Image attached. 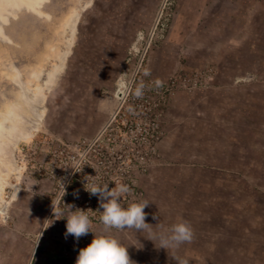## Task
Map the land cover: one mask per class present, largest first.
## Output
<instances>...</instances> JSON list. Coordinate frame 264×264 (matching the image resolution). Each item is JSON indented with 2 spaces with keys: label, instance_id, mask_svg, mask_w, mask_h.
Returning a JSON list of instances; mask_svg holds the SVG:
<instances>
[{
  "label": "rangeland",
  "instance_id": "obj_1",
  "mask_svg": "<svg viewBox=\"0 0 264 264\" xmlns=\"http://www.w3.org/2000/svg\"><path fill=\"white\" fill-rule=\"evenodd\" d=\"M188 1L0 0V264H36L40 252L45 264H66L50 252L66 227L45 229L53 203L64 212L60 221L67 220L63 202L75 205L73 211L90 208L97 218L103 209L86 191L87 182L109 190L127 184L132 191L120 199L127 208L145 200L140 183L157 165L167 174L151 189L159 191L150 198L155 207L147 219L156 217L159 226L137 243L130 229L112 230L142 250L143 264H177L175 257L188 264H264V2L254 4L255 20L242 16L235 24L237 43L223 44L232 49L225 62L234 66L178 69L168 76L185 30H225L237 9L247 14L245 5L223 0ZM176 21L182 34L174 41L169 36ZM204 37L198 49H205ZM181 92L190 94L172 107ZM170 129L173 140L185 144V155L207 152L225 172L239 175H211L208 183L221 178L224 188L205 195V175H187L200 163L164 162L161 145ZM81 157L75 172L70 167ZM41 201L47 212L40 231L27 237L31 245L14 220L28 206L45 208ZM212 203L229 210L203 213ZM169 220L187 221L194 230L172 258L149 240V231L170 232L173 225L162 227ZM45 237L54 242L46 253ZM24 244L32 251L27 260L19 258Z\"/></svg>",
  "mask_w": 264,
  "mask_h": 264
},
{
  "label": "crops",
  "instance_id": "obj_2",
  "mask_svg": "<svg viewBox=\"0 0 264 264\" xmlns=\"http://www.w3.org/2000/svg\"><path fill=\"white\" fill-rule=\"evenodd\" d=\"M196 1L197 0H192V3L193 2L197 3ZM223 1H225L226 3L245 5V7L241 8V9L243 11L245 10L247 14L244 15L245 12L240 13L239 9H237L236 10L237 14H235V13H234V15L232 14L230 17V21L225 23L228 25V28L225 30L223 28L211 29L209 26H207V30L205 31V33H200V34L197 33V31L185 30L184 39H178V41H177L178 43H181V44L175 43L177 46V49L175 51V57H173L175 60V63H173V65L169 67V70L167 71L168 76H170L171 74H174V72L178 69L187 70L188 68H195V67L223 68L224 66L228 67L229 65H232V66L235 65V63H233L232 61L229 63L225 62L226 58L228 57V53L232 52V49L225 48L224 45H225V43H227L228 45L234 46V44L237 43L235 38L238 36V34L235 33L237 30V27H235V24H237V26H238V24H239L238 21L241 20L240 17H242V16L244 18L243 19L244 21L255 20L256 18L253 15L254 14L253 6L257 2H261V1L264 2V0H223ZM188 2H189L188 0H184L183 4L188 3ZM204 19H207V18L204 17ZM181 34H182V31L177 26V21H176L173 29L171 30L169 39H173L175 41V36L176 35L179 36ZM204 35H205L204 38L206 39L205 40L206 41V47H205V49H200V48L198 49V46H196V45L202 40V37ZM188 45L191 46L190 50H189V48H187ZM200 55H201V57H200ZM170 57H172V56H170ZM176 59H179V61H176ZM169 62L171 63V60ZM248 66H251V65L248 64ZM189 94L190 93L181 92L178 95V97L175 98V100L172 104V107H176V106L180 105L177 102V99L184 98L185 96H187ZM168 116H169V118H168L169 121L170 122L173 121V113L171 114V112H170V114ZM173 126L174 125H171V129L173 128ZM171 129H170V132L168 131L167 136L165 137L164 141L162 142L163 144L161 145L162 146V156H163L164 162L167 161V162L175 163V165H180L182 160H184L186 162H191V163H200L198 170H197L196 166L192 165L193 171H188L187 175H205V177H204L205 183L203 184V188H202L205 195H213V193H212L213 191L216 192L215 193L216 195H219V194H221V193H219V192H221V189L224 188L221 186V183L223 182V179H221V178L220 179L216 178V179H214V182H213V180H211V182L208 183L209 177L211 175H239L237 172H235L233 170L225 172L223 170V167L220 166L221 164L215 163L213 161V159H211L210 156H208L207 152H202L197 157H194L192 152L190 153V156L185 155V152H187V151H182V147L185 144L180 142V141L177 142V141L173 140L174 137L171 135ZM217 129H218V131H224L223 126H220L219 128L217 127ZM196 131H197V129H190L189 130V132H196ZM20 136H22V134ZM16 140L17 141L23 140V138L17 137ZM220 144H223V142H220ZM207 163H209L210 165H216L220 168H218L217 170H212V168L209 169L207 166ZM159 166H162V165H157L156 167H154L153 168L154 171H152V175H148L147 176L148 178L145 181H142L140 183L141 187L145 190V200L144 201H147L148 203H150V198L153 196L152 194L154 192L159 191V188H156L155 190H151L152 187L154 185L157 187L158 180H160L161 177H164L163 175L167 174L165 171V168H160ZM168 175H181V173H179V172L173 173V174L168 173ZM173 179L175 180V177H173ZM212 185L215 187V189H213L211 187ZM150 186H151V188H150ZM37 198L40 200V197H37ZM39 204H41V203H39ZM43 205L45 206V208H43L42 210H39V211H36V208H34L32 206H28V208H23L24 217L19 218L18 222H17V220H14V227H18L22 230V232H20L19 235L25 241H27L29 243H30V240L27 237H31L32 234L36 235L40 231V229L43 225L44 218H45V215L47 212V205L44 203H43ZM158 206L159 205H156L157 208H158ZM154 207H155L154 204L149 205V207L145 208V212L148 214L150 212V209H151V211L153 213ZM225 209L227 211L229 210L228 207L219 206L218 203H215V204L212 203V204H209L206 206V209L203 210V213L215 214L216 212H222ZM200 213L203 214L202 211H200ZM204 220L205 221H203V222H207V219H204ZM7 222L10 225V221L8 220ZM145 222L148 223L149 225H151L152 228L159 226V222L157 220H154V219L148 220L146 218ZM210 222H215V221L212 220ZM167 224L168 225H166V224H164V222H162V227L167 226V228H170L173 225V223L172 224L170 223V220L168 221ZM2 225H3V223L0 222V226H2ZM146 231H148V230H146ZM151 232L156 233L157 230H152ZM105 235L115 237L123 246L127 247L130 258L135 262V264H143V253H141L142 250L139 251L137 248L138 246L131 248L129 246L128 241H127V235H125V234L123 235V233H121V232H114L112 230H109L106 232L104 230V226L99 227L93 233L90 244L92 243L95 236L97 238H99V237L105 236ZM129 235H130V238L132 236L133 237L132 240L136 241V243H137L138 238L144 236V233L143 232H137L134 229H130ZM43 242H44V244L42 242L41 243L43 244V246H45L43 248V250L45 249V253H46V251L49 250L48 249L49 246H51V249H52L54 242L52 240H49L47 237L44 238ZM152 243H153L152 248L155 249V246H156L157 250L160 248V246H159L160 243H159L158 239L153 240ZM154 243H155V246H154ZM148 244H151V243L148 242ZM30 249H31V246L26 247L24 244L25 253L20 254L19 258H24L25 260H27V258H29V255H31V253H32V251ZM175 251H176L175 249H169L167 251V253H169L171 258H172L173 256H176ZM45 255L46 254H44V252H40L39 253L40 257L37 260L36 264H45L44 263V256ZM15 256H16L15 250H14V248H12L11 258H13ZM248 256L250 258V254H248ZM34 258H35V256H34ZM31 262H30V264H31Z\"/></svg>",
  "mask_w": 264,
  "mask_h": 264
},
{
  "label": "clouds",
  "instance_id": "obj_3",
  "mask_svg": "<svg viewBox=\"0 0 264 264\" xmlns=\"http://www.w3.org/2000/svg\"><path fill=\"white\" fill-rule=\"evenodd\" d=\"M135 95L141 97L143 88H137ZM83 160L84 157L75 159L70 168L75 172H79ZM85 188L90 195L99 198L100 207L103 209L100 222L106 232L113 229L118 231L134 229L137 232H144L152 228L151 225L145 222L148 215L145 208L150 205L147 201L133 203L127 208L122 206L120 199L132 191L129 185L118 184L115 188L109 190L108 184L89 185L87 182ZM61 193L63 197L66 195L63 184ZM63 205L68 210L65 238L74 236L78 242L82 237L93 233V222L87 215L88 211L85 212L81 209L73 211L75 205H65L64 202ZM53 208L55 216L64 215L63 211L57 213L54 203ZM153 218L156 219V217ZM149 237L151 241L158 239L160 248L168 251L169 249H178L182 244L190 243L194 238V230L187 221H184L173 225L170 232L167 233H152L149 231ZM174 259L177 260V264H188L186 259L178 257ZM76 264H135V262L130 258L127 247L123 246L115 237L105 235L99 238L95 236L89 246L81 249L76 258Z\"/></svg>",
  "mask_w": 264,
  "mask_h": 264
},
{
  "label": "built area",
  "instance_id": "obj_4",
  "mask_svg": "<svg viewBox=\"0 0 264 264\" xmlns=\"http://www.w3.org/2000/svg\"><path fill=\"white\" fill-rule=\"evenodd\" d=\"M176 81H177V79L173 80L172 84L174 86L176 85V87H177ZM163 88L165 89V87H162V89ZM55 207H56L57 213H59L57 210L58 206H55ZM88 210H91V209L85 208V212H87ZM94 213H97V212H94ZM100 214L97 213V218H96L94 215L87 212V215L90 217V219L93 222V227H95V226L100 227L99 225H101V224H98L99 223L98 217L101 216ZM52 218L54 220H52ZM59 218H61L59 215L55 216L54 208H53L51 214L48 217V220L46 221L45 229L53 227L56 223H60L66 227L67 220L63 219L62 221H60ZM65 233L66 232H64L63 234H61L58 237V239L56 241V245L50 251L51 255L59 263L65 262L66 264H76V258L79 255V251L81 249H84L87 246H89V239H90L89 236L91 233L82 237L78 242L76 241L74 236H68L67 238H65ZM39 247H40V244L37 243V245L35 247V254H36V251L38 250Z\"/></svg>",
  "mask_w": 264,
  "mask_h": 264
}]
</instances>
